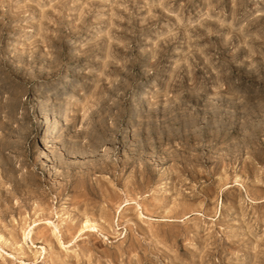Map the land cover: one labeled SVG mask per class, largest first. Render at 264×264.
<instances>
[{
  "label": "rangeland",
  "instance_id": "obj_1",
  "mask_svg": "<svg viewBox=\"0 0 264 264\" xmlns=\"http://www.w3.org/2000/svg\"><path fill=\"white\" fill-rule=\"evenodd\" d=\"M0 264H264V0H0Z\"/></svg>",
  "mask_w": 264,
  "mask_h": 264
}]
</instances>
